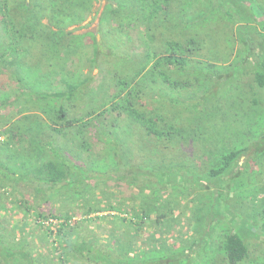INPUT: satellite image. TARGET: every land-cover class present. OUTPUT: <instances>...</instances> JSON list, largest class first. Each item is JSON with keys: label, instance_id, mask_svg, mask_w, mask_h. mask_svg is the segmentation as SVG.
<instances>
[{"label": "trees", "instance_id": "trees-1", "mask_svg": "<svg viewBox=\"0 0 264 264\" xmlns=\"http://www.w3.org/2000/svg\"><path fill=\"white\" fill-rule=\"evenodd\" d=\"M96 1L0 0V134L19 148L33 147L36 152L34 156H27L28 160L19 162L20 168L26 170L19 174V183H24L28 191L34 190L36 196H22L20 203L13 205L22 218H0V264L184 262L187 252L201 248L200 241L188 237L189 241L184 239L175 248L155 236L163 230L173 232L180 224V215L175 212L182 213L193 204L198 192L192 191L199 183H203L201 190L209 192L212 185L219 186V192L224 195L218 192L216 198L205 205L204 216L210 217L209 221L203 225L197 222L192 237L217 238L215 244L212 243L214 240L206 242L209 245L206 248H214L225 264L248 263L250 254L245 239L227 222L226 226L222 223L225 220L220 213L213 212L223 203V208L233 209L240 217L253 221L261 230L258 232L264 234V207L257 211L254 203L258 190L246 197L249 200L246 203L252 198L251 204L230 205L232 196L235 197L240 189L231 182L251 163L249 153L254 146L237 148L231 140L228 145L218 139L210 142L203 137L199 127L203 122L200 116L204 106L209 100L216 102L221 97L222 93L214 91L215 87L223 85L224 78L229 76L225 73L221 76L219 70H226L230 65H224L223 61L218 65L211 63L212 59L208 57H201L204 44L193 35L164 39L159 44L156 33L159 29L171 30L176 26L171 23L178 21L182 23L176 28H191V17L182 9L173 11L178 5L173 7L172 0H106L108 14L100 18V23L109 25L118 19L117 50L111 45L115 57L101 55L100 44L94 37L89 43L88 56H92L84 55L80 60L75 51L79 44L74 42L78 36L68 29L84 23L93 13ZM188 1L191 2L184 1L187 6ZM253 1L261 7L260 24H252L254 27L247 32L250 42L246 43L245 64L231 70L230 74L250 78L247 91L264 99V3ZM234 2L220 1L222 6H219V0H196L190 7L199 6V22L201 17H207L208 11L212 12L213 3L216 4L214 13L218 16ZM124 5L129 7H126L128 11L133 7L134 12H129L128 20L121 23L126 14L125 11L122 13ZM182 12L186 15L181 16ZM112 26L115 25L109 28ZM129 28L133 30L130 37L137 51L129 59L134 64L130 71L126 70V56L121 57L118 51L122 44L126 46L128 34L124 31ZM254 34L258 35L257 39ZM143 37L147 43L140 46L138 40ZM253 44L258 52L255 59L250 60ZM109 58L111 61H105ZM114 61L124 68L114 69L105 77L106 69L102 68V63L109 70ZM85 68H88L86 72ZM93 68L98 70L94 76L91 74ZM97 81L102 84L97 86ZM258 99L253 97V103ZM263 115L258 112L256 116L261 118ZM109 121L125 123L130 136L139 142L136 155L142 154L143 158L141 169L145 168L144 189L148 193L145 200L136 193L130 195L134 201L130 208L124 202L109 203L104 207L89 204L78 217L73 213L40 211L42 205L62 198L66 185L74 181V165L79 160V153L84 160L95 158L92 153L99 142L98 126ZM258 125L256 120L254 127ZM130 176L135 178L134 174ZM104 180L103 185H110ZM137 181L138 178L132 183L137 186ZM210 181L217 184H210ZM182 183L188 188L177 190ZM160 186L170 188L173 200L162 199L160 194L153 196L154 188ZM59 193L62 195L58 196ZM1 210H4L2 204ZM202 210L199 206L194 212L202 214ZM104 212L108 214L98 215ZM111 212L115 214L110 215ZM254 214L256 221L251 219ZM29 216L32 223L27 221ZM49 220L57 221L54 229L50 223L44 224ZM147 229L151 232L143 238ZM19 230L28 231L17 235ZM31 230L41 237L31 236Z\"/></svg>", "mask_w": 264, "mask_h": 264}, {"label": "rangeland", "instance_id": "rangeland-1", "mask_svg": "<svg viewBox=\"0 0 264 264\" xmlns=\"http://www.w3.org/2000/svg\"><path fill=\"white\" fill-rule=\"evenodd\" d=\"M177 1L178 0H172V2H174L172 4L173 7H177L178 5V8H174L172 10H184L187 15L191 17L189 18L191 21V28H176L179 23H182L180 21L171 23L172 25H176L175 28L171 30L159 29L156 31V33H158L157 38L159 44L164 39H177L184 36L193 35L194 37L199 38V40L204 44L201 57H208L209 59H212L211 63H216L218 65H222L219 63V61H223L224 65H230V68L226 70H219L221 76L222 73H225L229 76L224 78L223 85L218 88L215 87L214 91H218L220 94L222 93L221 97L216 102L214 100H209L204 106V111L200 116L203 122L199 127L203 133V137L207 138L210 142L216 141V139H218L225 145H228V142L231 140L232 143H235L234 145L237 148L241 147L242 145L254 146L251 148L249 153V156H251V163L245 166L243 172L240 173V175H238L233 182H231L232 186H239L240 189L236 192L237 195L235 197L232 196L234 199L231 200L230 198L229 200H231L230 205L232 206L237 204L242 206L244 204V206H247L251 204L252 198L250 203H246L249 202V200H246V197H248V195H252L255 190H258V193H255L254 203L257 205L256 210L259 211L264 207V191H262L264 189V153H262V151H264V130H261V128L264 126V117L258 118L260 116L256 115L258 112L264 114V99L261 96H259L258 99L257 95L251 94V92L247 91V83L249 82L250 78L242 74H237L234 75L235 77H233L230 73L231 70L233 71L238 69L241 67V64H245L244 57L246 55L247 49L246 43L250 42V39L246 37L247 32L249 29L254 27L251 26L252 24H260L258 21H260L259 17L261 16V7L253 0H233V2H236L231 5L230 9L222 11L221 15L219 14L217 16V14L214 13V6H216V4L211 3L212 12L208 11L207 17H201L200 21L197 22V13L199 11H197V9L199 6L194 8L190 7L191 2L195 3L196 0H191V2L188 1L189 6L185 4L187 3L184 2L186 0H181L179 2ZM220 1L230 2L231 0H219L218 5L222 6ZM258 2L264 3V0H258ZM251 5H254V7ZM106 7V0H97L93 5V13L87 18L86 21L81 25L72 26L68 29L73 32V35L78 36L77 39H74V42L79 44L75 51L80 60H83L84 55L85 57L92 56H88L90 55L91 51L89 43L92 42L94 37L96 38L98 44H100L99 53H101V55L110 54L111 57H115L113 54L114 49L111 47V45L116 47L117 50L116 43H118L120 33L118 32L119 30L117 29L116 24L119 22L118 19H115L114 22L110 23L109 25L108 23H100V18L108 14ZM126 7L129 8L127 5L123 6L122 13L125 11L126 14L124 15L123 20H120L121 23H124L128 20L127 17L129 12L131 14L134 12L133 7L129 11L126 9ZM179 15L181 14L179 13ZM185 15L186 14L182 12L181 16ZM166 20L171 22V20L168 18ZM110 25L115 26L109 28ZM100 27H103L102 31L100 30ZM165 28H167V25ZM124 32L126 35L128 34V41L126 42V46L122 44V47H120L121 50L118 51L119 54H122L121 57L126 56V61L128 62L126 64V70L130 71L134 64L131 63V60L129 59L134 57V54H136L137 51L134 50V42L130 37L133 35V30L129 28ZM142 34L144 35V33ZM253 36L256 37L255 39L258 38V35L254 34ZM139 37H142V35ZM236 37L237 39L235 40ZM138 42L140 46H145L147 39L143 37V39L141 41L138 40ZM251 46L252 49L250 51V56L252 57H250V60H254L255 53L258 51L253 48L254 44ZM240 49L243 50L238 54ZM230 50H233V52ZM105 61H111V58ZM102 64L104 65L102 68L106 69L104 70L105 77H107L108 73H111L114 69L118 70L120 67L124 68L121 64H117V62L115 63V61L113 62V68L110 67L108 68L109 70H107L105 67V63ZM87 69L88 68H85L84 71L86 72ZM97 73L98 70L93 68L91 74L94 76ZM100 83L101 82L97 81V86ZM253 97L258 99L255 101V103L252 101ZM80 106L81 105H79V110ZM193 119L194 117L192 120ZM256 120L259 125L254 127ZM125 127V123L115 124L114 121H109L105 125H99L97 130V139L99 142H97V148H95V151L92 153L95 158L89 157L84 160V158L81 156V153H79V160L76 161L77 164L74 165L76 178H74L72 183L69 182L68 185H66L63 195L61 193L58 194V196L62 195L63 199L60 198L54 201L51 200L49 205H42L39 210L47 214L73 213L78 217L81 216V213L88 208L89 204L94 206L97 204L100 207H104L109 203L124 202V204L130 208L133 206L132 203H134V201H131L130 195H135L136 193L138 196H142L143 200H145L146 196L148 195L146 189H144L146 186L145 168L143 167V170L141 169V164L143 161L142 154L136 155V148H138L136 146L139 142L136 141V137L130 136V129L128 127L125 129ZM140 151L143 153L144 149L142 148ZM242 161L243 159L241 162ZM141 171H143L142 175H140ZM116 173H118L119 177H117ZM131 174H134L135 178L134 176L131 177ZM136 178H138V181L136 182L137 186L132 183V181H134ZM104 179H108L107 181L110 185H103L102 183H104ZM209 183L217 184L214 181H210ZM104 187H108V189ZM186 187L187 186L182 183L180 184V187L177 186V190H186ZM200 187H203V183H199L198 186H196L197 189L192 191L193 193L198 192L197 197L194 198L193 195V204H190V206H188V208L185 210L181 209L184 210L182 213L181 211L175 212V215H180L181 219L180 224L175 228V230H173V232H166V230H163V232L158 233L155 237L165 239L167 244L173 247L177 246V243L181 244L184 239L189 241L188 237H190L192 241L194 240L195 242H201V248L195 247V253L193 251H189L188 249L189 252L186 253L188 260L184 259V262L178 261V264H193L194 259L196 260L194 264H225L221 255H218L216 251L214 252V248L213 250L211 248H206L209 246L206 244V242H210L209 240H214L212 243L215 244L217 238L211 239L208 236L201 238L198 236L195 238L192 237L195 236L193 229L197 222H200L203 225L205 224L206 220L209 221L210 217H207V215L206 217L204 216V213H206L207 210L205 209V205L207 203H211L213 197L216 198L221 188L219 186L215 185L214 187L212 185L213 189L211 192H209L204 189L201 190ZM152 194L153 196L160 194L162 195V199L167 198L170 201L174 198V195H172V192L168 186H166L165 189H163L162 186H160V188H154ZM221 194L224 195V193ZM183 196L184 195L181 197ZM137 201H139V199ZM187 201L188 200L182 204H185ZM199 206L203 208L202 214H196L194 212V210L199 208ZM223 207L224 204L222 203L220 206L214 209L215 212H212L214 214L220 213L225 220L222 221V223L226 226L227 222L228 226L234 227V231L239 233L242 238L245 239L250 254V260L246 264H264V234L258 232L261 231L258 229L259 226L254 224V222L249 219L240 217V213L233 212V209H229V211H227ZM191 209L193 210L190 212ZM107 214L108 213L104 212L98 215L105 216ZM114 214V212L110 213V215ZM30 217L31 216L27 218L28 223H32ZM19 218H22V214ZM251 219L256 221L257 216L255 214L251 215ZM27 231L28 230H24L23 232ZM23 232L22 230H19L17 235H21ZM149 232H151L150 229H147V232L144 230L143 238L148 237ZM30 235H35L36 239L41 237V235H39L37 231L34 232V230L30 231ZM187 248H189V246ZM181 252L182 250L179 251V255L182 258L183 255Z\"/></svg>", "mask_w": 264, "mask_h": 264}, {"label": "crops", "instance_id": "crops-1", "mask_svg": "<svg viewBox=\"0 0 264 264\" xmlns=\"http://www.w3.org/2000/svg\"><path fill=\"white\" fill-rule=\"evenodd\" d=\"M0 138V204L4 206V210L0 211V218L16 220L21 215L13 205L20 203L22 196H36L34 190L28 191L24 183L20 185L19 174L26 170L20 168L19 162L28 160L27 156H34L36 152L33 147L19 148L1 134ZM47 195L49 197V193Z\"/></svg>", "mask_w": 264, "mask_h": 264}, {"label": "built area", "instance_id": "built-area-1", "mask_svg": "<svg viewBox=\"0 0 264 264\" xmlns=\"http://www.w3.org/2000/svg\"><path fill=\"white\" fill-rule=\"evenodd\" d=\"M0 141H1V138H0ZM56 222H57V221L49 220V221H47V222H44V224H45L46 226H48L49 223H50V225H51V229H54V227H55V225H56Z\"/></svg>", "mask_w": 264, "mask_h": 264}]
</instances>
